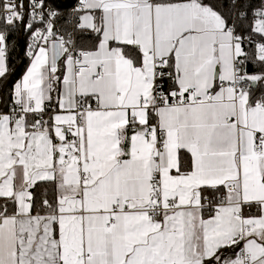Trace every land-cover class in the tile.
<instances>
[{
  "label": "snow or ice",
  "instance_id": "6c2138e0",
  "mask_svg": "<svg viewBox=\"0 0 264 264\" xmlns=\"http://www.w3.org/2000/svg\"><path fill=\"white\" fill-rule=\"evenodd\" d=\"M0 264H264V0H0Z\"/></svg>",
  "mask_w": 264,
  "mask_h": 264
},
{
  "label": "trees",
  "instance_id": "16d2710c",
  "mask_svg": "<svg viewBox=\"0 0 264 264\" xmlns=\"http://www.w3.org/2000/svg\"><path fill=\"white\" fill-rule=\"evenodd\" d=\"M22 67H23L22 64L18 65V69H17V71L19 72L20 70H22Z\"/></svg>",
  "mask_w": 264,
  "mask_h": 264
}]
</instances>
